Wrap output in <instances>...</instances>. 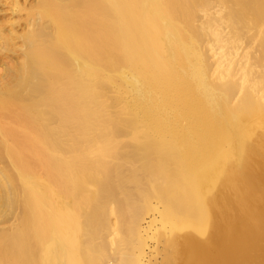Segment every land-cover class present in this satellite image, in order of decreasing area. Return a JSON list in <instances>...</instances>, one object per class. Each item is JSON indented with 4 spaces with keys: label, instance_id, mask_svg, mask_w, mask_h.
Here are the masks:
<instances>
[{
    "label": "bare ground",
    "instance_id": "bare-ground-1",
    "mask_svg": "<svg viewBox=\"0 0 264 264\" xmlns=\"http://www.w3.org/2000/svg\"><path fill=\"white\" fill-rule=\"evenodd\" d=\"M153 226L264 264V0H0V264H144Z\"/></svg>",
    "mask_w": 264,
    "mask_h": 264
},
{
    "label": "rangeland",
    "instance_id": "rangeland-1",
    "mask_svg": "<svg viewBox=\"0 0 264 264\" xmlns=\"http://www.w3.org/2000/svg\"><path fill=\"white\" fill-rule=\"evenodd\" d=\"M145 216H147V215H145ZM158 223V224H157ZM164 224V225H163ZM169 225H170V228H169ZM165 227L166 226V228L167 229H169V231H170V229H172L171 227V224H169V223H162V224H160L158 221L156 222V224H155V227ZM152 228V229H151ZM150 229H148V230H146V231H144V232H146V234L144 233V235H143V237H144V239H145V248H146V251H147V256H149V257H151V258H149V257H147L148 259H146L145 261L146 262H144V264H173V263H175L176 264V259H175V254H176V247H174V246H176L175 245V242L173 243V239H171L172 237H171V235H170V233H168L169 231L168 230H166V231H164V232H166L168 235L167 236H165V234L162 236V234L164 233H162V234H159L158 235V233H154L155 232V230H157L158 232H159V228L157 229V228H155V230H153L154 229V226L153 227H151ZM166 228H164V229H166ZM161 229V228H160ZM150 230V231H149ZM152 230V231H151ZM152 233V234H151ZM154 234V235H153ZM147 235V236H146ZM146 236V237H145ZM150 236V237H149ZM159 236V237H158ZM165 236V237H164ZM170 236V237H169ZM169 237V238H168ZM149 238H150V240H149ZM152 238V239H151ZM160 238V239H159ZM170 239L169 241H167L166 239ZM155 239V240H154ZM173 240V241H172ZM163 241V242H162ZM167 242V243H166ZM171 242V243H170ZM172 244V245H171ZM169 245H171V246H169ZM174 245V246H173ZM146 246H148L149 248H152L153 249V247H154V251H156V252H154L152 249L150 250L148 247H146ZM173 246V247H172ZM156 247V248H155ZM173 252H172V251ZM170 252V253H169ZM164 254V255H163ZM173 254V255H172ZM152 255V256H151ZM171 259H174V260H171ZM152 260V261H151ZM158 262V263H157Z\"/></svg>",
    "mask_w": 264,
    "mask_h": 264
}]
</instances>
